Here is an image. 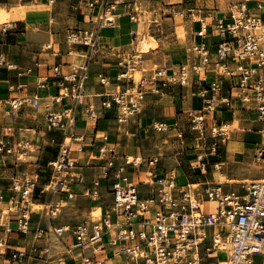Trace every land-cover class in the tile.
<instances>
[{
  "label": "crops",
  "instance_id": "0c3cea01",
  "mask_svg": "<svg viewBox=\"0 0 264 264\" xmlns=\"http://www.w3.org/2000/svg\"><path fill=\"white\" fill-rule=\"evenodd\" d=\"M91 1L0 0V14L8 18L0 22V100L13 96L10 86L25 84L24 91L17 95H36L43 105L54 104L63 78L79 67L86 68L82 104L72 110L73 124L64 130L49 129L42 111L24 107L16 117L9 118L3 116L0 107V140L13 148L17 142L26 144L24 151L13 149V155L0 159V204L6 205L8 216L6 224L0 221L4 227L0 232V264H15L10 256L16 250H35L37 257H51L49 264H81L82 257L101 264H124L123 259L112 257L116 248L109 244L108 236L92 251L75 248L71 238L63 237L64 244L46 231L50 224H91L112 214V196L102 174L99 153L103 145L119 157L142 161L138 167L128 166L130 180L138 184L142 197L156 190L161 180L167 185L172 182L175 189L215 181L228 191L235 188L234 182L262 176L251 167L257 160V151H264V134L255 121V104L252 100L242 101L240 73L236 72L232 54L221 61L215 54L217 46L227 40L216 31V21H227L226 11L232 5L244 3L253 11L258 0H110L117 4L113 22L108 24L99 20L97 8H88ZM74 28L94 31V48L78 45L69 52L64 38ZM150 39L153 44L147 52L141 51ZM197 50L207 54L204 69L190 73L185 86L167 83L156 92L146 87L138 114L127 123L120 124L116 112L103 105L119 85L117 79L122 70L118 63L127 62L133 67V75L140 73V77L148 76L151 70L171 75L181 65L197 63ZM214 82L221 88L220 101L206 123L209 127L228 125L229 132L225 143L210 156L206 148L212 140H198L190 131L189 122L203 106L200 92ZM61 104L53 105L54 109L68 108L71 100L63 99ZM87 107L95 120L85 114ZM153 124H163L165 129L154 130ZM70 137L75 139L69 141ZM66 144L74 160L70 171L73 196L58 195L55 200L49 194H41L38 188L50 177L48 163L57 158ZM30 146L35 150L28 159L20 161L18 157L27 155ZM198 157L206 165L205 174L198 168ZM152 159L156 160L154 166L149 165ZM16 169L22 173L21 179L25 175L36 182V189L20 207L19 194L11 191L12 184L20 179L15 177ZM149 172L154 174L153 185L146 184L151 179ZM15 208L18 211L13 212ZM24 212L29 218L26 233L18 230V220ZM97 212L99 215H94ZM219 254L226 258L223 252ZM219 254L211 257V263ZM254 261L259 263L260 258Z\"/></svg>",
  "mask_w": 264,
  "mask_h": 264
},
{
  "label": "built area",
  "instance_id": "2783aa9c",
  "mask_svg": "<svg viewBox=\"0 0 264 264\" xmlns=\"http://www.w3.org/2000/svg\"><path fill=\"white\" fill-rule=\"evenodd\" d=\"M116 4V1L92 0L87 6L89 9L97 8L99 20L108 24L113 22ZM262 11L264 0H258L253 11L244 3L228 8V20H217L215 24L219 35L227 38L217 46L215 54L220 61L232 54L231 60L237 64L236 72L240 73L238 88L244 94L242 101L254 102L255 121L260 125V132L264 134ZM96 38L94 31L74 28L66 32L64 42L69 52H72L78 45L94 48ZM197 52L199 60L194 65H181L171 75H166L162 70H151L148 76H141L138 80L133 75L131 65L127 62L118 63L122 70L117 79L119 85L103 105L116 112V120L120 124L127 123L138 114L146 87L156 92L167 83L185 86L190 73L204 69L208 61L207 54L200 50ZM7 68L10 69L11 66ZM54 73L58 74L57 67L54 68ZM85 77V67H79L77 71L64 77L59 85V94L51 105H43L36 95L20 97L17 94L23 92L26 85H12L9 92L13 96L0 100L3 116L14 118L21 109L30 107L36 112L42 111L49 129L64 130L66 126L73 124L72 110L82 104ZM220 90L219 84L214 82L208 89L200 92L203 106L200 113L194 115L189 122L190 131L196 134L198 140H212L206 148L210 156H214L219 145L228 139V125L209 127L206 123L220 101ZM63 99H70L71 105L56 111L53 105L61 104ZM85 114L91 120L96 119L89 107L85 108ZM153 129L162 131L165 127L163 124H153ZM70 139L75 138L70 137L69 141ZM103 140H106L105 136ZM13 149L18 153L22 152L26 149V144L17 142L13 148L0 140V159L5 160L13 155ZM259 152V156L264 158V151ZM99 153L102 174L112 196V214H105L98 222L91 224L81 222L61 227L50 224L46 230L48 235L53 234L64 244L63 237L71 238L75 248H92V251L97 250L94 246L108 236L109 244L116 248L112 257L123 259L124 264H202L203 258L213 260L210 256L221 252L227 254L224 262L214 258L215 262L208 264H264V176L258 180L242 181L228 191L224 190L220 182L215 181L196 182L175 189L172 182L167 185L161 180L157 182L156 190L149 196L142 197L138 184H134L128 174V166L138 167L142 161L137 157H119L104 145L99 148ZM70 155L71 150L66 144L61 147L57 158L48 163L51 173L49 179L38 188L41 194H49L52 199L58 195L69 198L73 196L70 171L74 167V160ZM255 157L258 159L256 154ZM198 161L200 172L205 174L206 165L201 163V157H198ZM155 164V159L149 161V165ZM148 176L151 179L146 184H155L152 181L154 174L149 172ZM20 179L15 180L11 189L12 193L20 196L17 207L26 203L36 189L34 179L27 176ZM208 205L211 208L206 211ZM16 211V208L13 209V212ZM28 223L27 213H21L18 230L26 233ZM256 257L260 258L259 263L254 261ZM10 259L15 264H49L51 257H37L35 250H16ZM81 264L101 263L90 257H82Z\"/></svg>",
  "mask_w": 264,
  "mask_h": 264
},
{
  "label": "rangeland",
  "instance_id": "374dc122",
  "mask_svg": "<svg viewBox=\"0 0 264 264\" xmlns=\"http://www.w3.org/2000/svg\"><path fill=\"white\" fill-rule=\"evenodd\" d=\"M240 4H241V3H240ZM236 5H237V4H236ZM0 18H1V19H0V22L8 19L6 16H3L2 13L0 14ZM182 31H183V29L181 30V32H182ZM182 36H183V33H182ZM147 38H148V37L142 39L140 43L146 41ZM152 44H153V41H152V39H150V44H148V46H146L145 49H144V50H141V51L147 52V50L149 49V47H150ZM134 76H135V79L138 80L139 77H140V73H135ZM236 126H237V125L234 124V127H236ZM236 128H237V127H236ZM35 148H36V147H34V146H30V147L28 148V150H27V151H28V154H27V155H23V156H19V157H18L19 160L22 161V160L28 159V157H29L30 154L35 150ZM257 154H258V159H257L254 163H252L251 167H253V168H255L256 170L260 171L261 174H262V176H264V158H261V157L259 156V151H257ZM9 167H12V165L9 164ZM14 174H15V177L17 176L18 178H21V177H19L20 174H22V173L20 172V170H18V169L14 170ZM23 176H25V175H23ZM262 176H261V177H262ZM247 181H250V180H247ZM240 182H242V181L234 182L233 185L236 187V186H238V185L240 184ZM55 200H57V197L55 198ZM210 208H211V206L208 205V206H206L205 209H206V211H207V210L210 209ZM97 214L99 215V212H97V213L94 214V215L97 216ZM0 217H1V220H0V221H1L3 224H6L5 222H6L7 219H8V216H7V207H6V205L0 204ZM97 221H99V219H98V220H94L93 222H97ZM3 228H4V227H1V226H0V230H1L0 232H2ZM223 254H225V252H223ZM212 256H213V255H211L210 257H212ZM218 258H219V260H223V259H224V255L219 254V255H218ZM208 263H211V260H208V259H205V260H204V258H203L202 264H208Z\"/></svg>",
  "mask_w": 264,
  "mask_h": 264
},
{
  "label": "bare ground",
  "instance_id": "6f19581e",
  "mask_svg": "<svg viewBox=\"0 0 264 264\" xmlns=\"http://www.w3.org/2000/svg\"><path fill=\"white\" fill-rule=\"evenodd\" d=\"M3 16H5V15H3ZM260 154V153H259ZM98 210V209H97ZM225 255L227 256V254L225 253ZM217 261H219V262H224L225 261V259L223 260V261H221V260H219L218 258H217Z\"/></svg>",
  "mask_w": 264,
  "mask_h": 264
}]
</instances>
